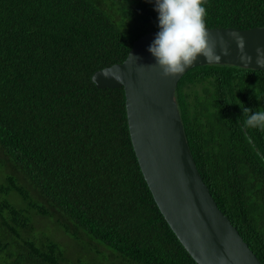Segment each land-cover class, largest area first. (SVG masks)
<instances>
[{
    "label": "trees",
    "instance_id": "16d2710c",
    "mask_svg": "<svg viewBox=\"0 0 264 264\" xmlns=\"http://www.w3.org/2000/svg\"><path fill=\"white\" fill-rule=\"evenodd\" d=\"M207 28L264 27V0H207ZM148 0H0V264H196L131 144L122 87L92 74L157 30ZM175 100L200 176L264 264V71L188 70ZM63 238L64 240H60Z\"/></svg>",
    "mask_w": 264,
    "mask_h": 264
},
{
    "label": "water",
    "instance_id": "95a60500",
    "mask_svg": "<svg viewBox=\"0 0 264 264\" xmlns=\"http://www.w3.org/2000/svg\"><path fill=\"white\" fill-rule=\"evenodd\" d=\"M207 29L210 40L219 44L223 38L230 49V55L219 62L199 57L182 73L163 76L147 51L157 29L135 40L122 62L95 71L91 81L98 89L123 88L128 132L142 175L160 213L195 263L261 264L218 208L197 170L175 89L180 78L198 66L221 64L264 71V65L255 63V49L264 47V27ZM233 32L245 38V50L253 56L251 63L239 59L230 35Z\"/></svg>",
    "mask_w": 264,
    "mask_h": 264
},
{
    "label": "clouds",
    "instance_id": "9594fccd",
    "mask_svg": "<svg viewBox=\"0 0 264 264\" xmlns=\"http://www.w3.org/2000/svg\"><path fill=\"white\" fill-rule=\"evenodd\" d=\"M148 2L153 4L157 13L159 30L147 51L154 57L163 76L182 73L199 57H203L207 62H219L222 56L230 55V49L224 44L223 38L219 44L209 39L205 23L207 0H148ZM230 35L235 41L239 59L245 64L251 63L253 56L245 50V38L236 32ZM255 63L264 65V47L255 49ZM242 113H248L243 122L245 128L264 131V111H251L250 108L244 107Z\"/></svg>",
    "mask_w": 264,
    "mask_h": 264
},
{
    "label": "rangeland",
    "instance_id": "374dc122",
    "mask_svg": "<svg viewBox=\"0 0 264 264\" xmlns=\"http://www.w3.org/2000/svg\"><path fill=\"white\" fill-rule=\"evenodd\" d=\"M60 240H64V239H63V238H60ZM65 240H66V239H65ZM65 240H64V241H65Z\"/></svg>",
    "mask_w": 264,
    "mask_h": 264
}]
</instances>
